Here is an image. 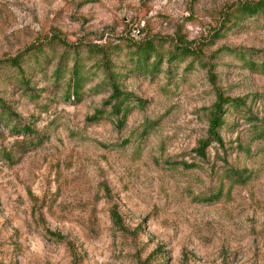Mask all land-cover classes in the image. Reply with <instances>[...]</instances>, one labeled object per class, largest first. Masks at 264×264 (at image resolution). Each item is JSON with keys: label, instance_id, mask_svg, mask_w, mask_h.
Here are the masks:
<instances>
[{"label": "rangeland", "instance_id": "obj_1", "mask_svg": "<svg viewBox=\"0 0 264 264\" xmlns=\"http://www.w3.org/2000/svg\"><path fill=\"white\" fill-rule=\"evenodd\" d=\"M250 1L0 0V264H264V14L228 22ZM145 41L157 71L132 58ZM218 92L245 104L201 158Z\"/></svg>", "mask_w": 264, "mask_h": 264}, {"label": "trees", "instance_id": "obj_2", "mask_svg": "<svg viewBox=\"0 0 264 264\" xmlns=\"http://www.w3.org/2000/svg\"><path fill=\"white\" fill-rule=\"evenodd\" d=\"M259 14H264V0H255L250 2H244L240 4L237 8L236 14L233 16V21H228L230 23V26H238V23L240 21H243L249 17H254ZM228 26V27H230ZM216 37H219V34H216ZM66 45V44H65ZM32 49V48H31ZM30 50V49H29ZM91 52H93L92 49H88ZM235 51V50H230ZM42 49L41 47L33 48V54L35 55V58L38 53H41ZM78 53V52H77ZM190 53L189 48L182 47L177 48L176 51H173L172 53H168L167 59L170 61H174L177 58L180 59L181 56L188 55ZM68 54V53H67ZM77 55V54H76ZM154 56L155 61L153 65L151 66L152 72L157 71L159 69V65L162 62L163 55L161 52H159V48L157 45H155L151 41H145V43L137 45L136 49H134V54L132 58L135 59L137 62V65L140 67H148L149 63L148 60L151 58V56ZM62 60V56L60 57ZM23 61L22 54H18L17 56L8 59V63L11 66L19 68L21 66V62ZM59 64H61L59 62ZM250 65L252 67L256 66V63L250 62ZM260 68L262 69L264 73V62L260 63ZM111 68L108 66H105L106 70V79L108 80V84L111 89V94L107 100L104 101L105 104H111V110L116 115H119L118 121L124 120L127 109H128V101L130 100V97L132 96L128 92H124L122 89H120L117 78L110 70ZM63 68L61 66H57L53 73V79L55 81H58L62 78ZM86 78V71L84 68V65L80 64V61L75 59L69 73V79H68V93L69 95L74 99L78 100L81 95L82 86L84 84ZM113 100V101H112ZM245 104V100L243 98L239 97H228L223 95L221 92L217 93V99L215 103L212 105V109L210 111V117H209V126H208V135L206 138L201 140L198 144V146L195 148V153L197 156L204 158L206 154V149L210 145L212 141H215L219 144H222V137L220 135V128L224 124V114L226 111V107L233 106L235 108L241 107ZM2 98L0 97V106H3ZM99 113V110L97 111ZM260 137H264V131L261 134ZM184 165H187V163H184ZM237 177H242V175H238ZM220 195V191H217L216 194H212L209 196H205L202 198V201L204 202H212L215 199H217ZM111 220L113 221L114 225H117L119 227L122 226L121 218L119 214L116 212V210H111L110 212Z\"/></svg>", "mask_w": 264, "mask_h": 264}]
</instances>
